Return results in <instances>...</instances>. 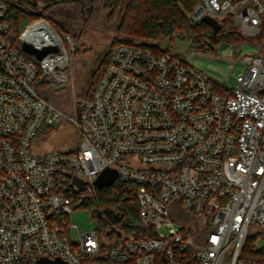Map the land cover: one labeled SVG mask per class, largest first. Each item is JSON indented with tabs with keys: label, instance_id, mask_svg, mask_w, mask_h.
I'll return each instance as SVG.
<instances>
[{
	"label": "built area",
	"instance_id": "2783aa9c",
	"mask_svg": "<svg viewBox=\"0 0 264 264\" xmlns=\"http://www.w3.org/2000/svg\"><path fill=\"white\" fill-rule=\"evenodd\" d=\"M188 18L231 19L243 37L233 63L243 43L254 47L233 87L180 57L121 43L70 117L39 87L67 83L74 39L42 18L15 41L0 0V264H264V0H198ZM63 118L77 149L36 151L41 129ZM106 169L134 192L139 229L127 234L112 223L116 210H101L93 215L107 231L75 240L73 210L96 197ZM247 245L259 262L242 259Z\"/></svg>",
	"mask_w": 264,
	"mask_h": 264
},
{
	"label": "trees",
	"instance_id": "16d2710c",
	"mask_svg": "<svg viewBox=\"0 0 264 264\" xmlns=\"http://www.w3.org/2000/svg\"><path fill=\"white\" fill-rule=\"evenodd\" d=\"M5 1L9 8L11 37L15 41L18 40V37L28 25L42 18L46 19L57 33L60 34V31H65L63 25L50 16L52 12L60 7L70 9L76 18L86 22L96 11V6L103 4L104 8L110 10L111 18L116 12L124 10L119 25L120 34L123 33L129 38L146 39L147 42L140 44L152 49L156 53L174 55L167 49L161 48L158 44L160 41L172 39L174 35H178L182 40L191 41V47L200 51H215L217 50L216 46L222 42L239 45L243 42V37L237 27L233 25L231 19L223 21L217 28L212 27L206 22L192 25L188 14L192 12L198 0H40L45 5L43 9L38 7L39 0ZM121 43L132 42L116 40L112 44L101 66L93 74L90 90L83 100L93 97L99 81L111 62L114 49ZM77 51L78 48L75 52ZM174 56L179 57L177 55ZM41 85L45 87L49 85L52 88L46 81ZM222 91H224V87H222ZM49 93L50 91L44 90V92H40V95L51 103L49 101ZM73 151L75 150L61 152ZM85 206L90 207L93 212L108 211V209L116 210L120 216L112 217V223L118 224V228L127 234H132L134 230L139 229V204L136 196L134 192L125 189L120 184H115L106 189H97L96 197ZM116 219L119 221H116ZM105 223V230H99L100 233L107 231L109 225L106 221ZM253 252V250H250L249 245H247L242 259L259 262V258ZM105 264L112 263L107 261Z\"/></svg>",
	"mask_w": 264,
	"mask_h": 264
},
{
	"label": "rangeland",
	"instance_id": "374dc122",
	"mask_svg": "<svg viewBox=\"0 0 264 264\" xmlns=\"http://www.w3.org/2000/svg\"><path fill=\"white\" fill-rule=\"evenodd\" d=\"M123 11L116 12L111 18L110 10L104 8L103 4H98L94 14L86 22L76 18L70 9L62 7L50 14L55 21L63 25L65 31H60V34L62 36L70 34L74 39L75 46L78 48V51L72 55L69 67L66 70L67 83L60 88H51L49 85L48 87L41 85L39 88V93L44 92V90L50 91L49 101L64 116L73 117L77 114L79 103L85 99L90 90L93 74L99 69L107 52L116 40L134 44L147 42L146 39L129 38L123 33L120 34L119 25ZM158 44L161 48L167 49L187 63L204 71L213 81L221 82L228 87H233L235 84L234 78L244 71V66L240 63V60L244 55L254 51L252 45L243 43L240 53L233 63L228 56L232 51H236L239 44L222 42L216 46L217 50L215 51H200L191 47V41L182 40L178 35H174L172 39L160 41ZM40 133L34 144L36 151L76 150L79 145L78 132L66 118H63L53 128L43 127ZM71 220L78 226V231H73L75 240H77L78 234L94 230H105V221L94 216L92 209L88 206L74 208ZM261 246L263 247L264 244L261 243Z\"/></svg>",
	"mask_w": 264,
	"mask_h": 264
},
{
	"label": "water",
	"instance_id": "95a60500",
	"mask_svg": "<svg viewBox=\"0 0 264 264\" xmlns=\"http://www.w3.org/2000/svg\"><path fill=\"white\" fill-rule=\"evenodd\" d=\"M206 23H209L214 28L218 27V25L212 20L208 19L206 20ZM117 179H118V172L116 170L106 169L97 177L94 184L97 187V189H106L112 187L114 183L117 181ZM116 221L119 220L116 219ZM38 264H67V263L58 258L52 261L42 260Z\"/></svg>",
	"mask_w": 264,
	"mask_h": 264
}]
</instances>
